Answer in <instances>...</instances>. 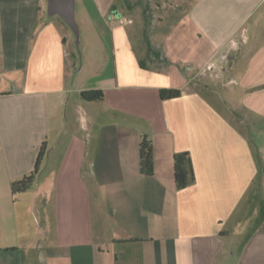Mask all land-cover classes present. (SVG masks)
Returning <instances> with one entry per match:
<instances>
[{
	"label": "crops",
	"instance_id": "crops-1",
	"mask_svg": "<svg viewBox=\"0 0 264 264\" xmlns=\"http://www.w3.org/2000/svg\"><path fill=\"white\" fill-rule=\"evenodd\" d=\"M75 1L111 53L101 72L91 60L90 75L73 74L74 34L48 0H0V264H264V145L247 128L264 121V0H175L174 14L157 3L152 26L136 20L140 0ZM142 29L160 31L163 67L140 55ZM87 90L104 100L84 101ZM181 152L196 176L184 190Z\"/></svg>",
	"mask_w": 264,
	"mask_h": 264
},
{
	"label": "rangeland",
	"instance_id": "rangeland-1",
	"mask_svg": "<svg viewBox=\"0 0 264 264\" xmlns=\"http://www.w3.org/2000/svg\"><path fill=\"white\" fill-rule=\"evenodd\" d=\"M79 2H81L79 0ZM125 3V0H117V7L123 8V5ZM157 3L165 5L164 10L170 13H175L177 10L175 9L176 2L175 0H140L139 4L136 5V8L139 10V14H136V20L141 21L142 24L145 26L151 25L152 21H156L157 16L161 14L162 10H156L155 6ZM78 7H80V3H78V6L76 4V21L80 28V43L77 44L76 37L74 35V42L69 43L68 50L72 52V58L74 62V68H73V74L82 67V73H89L90 75V61L92 60V63H94V71L101 70L105 68L106 60L111 56V53L108 51L107 47H103L102 45H99L94 40V35L91 31H86L85 25V13L82 12V9L80 8V11L77 12ZM163 10V11H164ZM143 15H141V12H143ZM147 13V14H146ZM132 14V13H131ZM70 34L73 36V32L70 30ZM159 36L160 31L154 30V29H148V30H141V44L138 45V50H140V55L142 58H144L147 62H149V58L153 57L155 59V66L163 67L164 66V59L162 54L161 46H159ZM85 39V40H84ZM92 39V42L90 41ZM153 42L155 45H151V47L148 46V43ZM92 43V45H91ZM94 60V62H93ZM93 65V64H92ZM93 67V66H91ZM212 74L217 76V69L209 70L205 69L202 73H199L198 79L201 80L203 83H207V77ZM73 78L71 80V86H73ZM75 86H78V82L75 84ZM248 130L251 132L252 135H257L262 137V144L264 145V121L261 126L247 127ZM257 129V130H256ZM264 176V175H263Z\"/></svg>",
	"mask_w": 264,
	"mask_h": 264
},
{
	"label": "trees",
	"instance_id": "trees-1",
	"mask_svg": "<svg viewBox=\"0 0 264 264\" xmlns=\"http://www.w3.org/2000/svg\"><path fill=\"white\" fill-rule=\"evenodd\" d=\"M142 68H147L145 60H140ZM182 92L178 89H163L161 97L164 100L179 98ZM82 99L87 102H100L105 98L103 90H87L83 91ZM45 151L42 148L40 159ZM140 166L142 174L152 176L154 174V148L152 142L148 138H144L140 146ZM37 168L30 175L12 184L14 193H21L29 190L37 179ZM174 178L178 190H184L192 186L196 181L193 160L189 152L176 153L174 155Z\"/></svg>",
	"mask_w": 264,
	"mask_h": 264
},
{
	"label": "water",
	"instance_id": "water-1",
	"mask_svg": "<svg viewBox=\"0 0 264 264\" xmlns=\"http://www.w3.org/2000/svg\"><path fill=\"white\" fill-rule=\"evenodd\" d=\"M49 12L52 16H59L74 33L77 44L80 43V28L76 21L75 0H48Z\"/></svg>",
	"mask_w": 264,
	"mask_h": 264
},
{
	"label": "built area",
	"instance_id": "built-area-1",
	"mask_svg": "<svg viewBox=\"0 0 264 264\" xmlns=\"http://www.w3.org/2000/svg\"><path fill=\"white\" fill-rule=\"evenodd\" d=\"M247 42L248 37L244 34L231 39L228 45L225 47L224 51L219 56V58L212 61L207 67V69L211 71H215V69H217V75L223 73V71L230 62L232 54L237 52L242 47V45L246 44Z\"/></svg>",
	"mask_w": 264,
	"mask_h": 264
}]
</instances>
